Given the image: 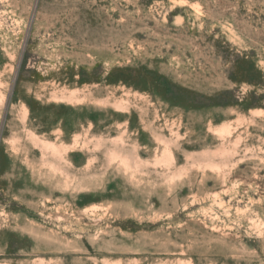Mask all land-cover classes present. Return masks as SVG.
<instances>
[{
	"label": "rangeland",
	"instance_id": "obj_1",
	"mask_svg": "<svg viewBox=\"0 0 264 264\" xmlns=\"http://www.w3.org/2000/svg\"><path fill=\"white\" fill-rule=\"evenodd\" d=\"M0 264H264V0H0Z\"/></svg>",
	"mask_w": 264,
	"mask_h": 264
},
{
	"label": "bare ground",
	"instance_id": "obj_2",
	"mask_svg": "<svg viewBox=\"0 0 264 264\" xmlns=\"http://www.w3.org/2000/svg\"><path fill=\"white\" fill-rule=\"evenodd\" d=\"M73 95V94H72ZM64 98V97H63ZM65 99V98H64ZM48 147V146H47Z\"/></svg>",
	"mask_w": 264,
	"mask_h": 264
}]
</instances>
